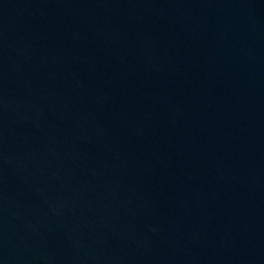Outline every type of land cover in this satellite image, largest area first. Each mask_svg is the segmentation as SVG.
Masks as SVG:
<instances>
[{
  "label": "water",
  "instance_id": "1",
  "mask_svg": "<svg viewBox=\"0 0 264 264\" xmlns=\"http://www.w3.org/2000/svg\"><path fill=\"white\" fill-rule=\"evenodd\" d=\"M0 264H264V0H0Z\"/></svg>",
  "mask_w": 264,
  "mask_h": 264
}]
</instances>
